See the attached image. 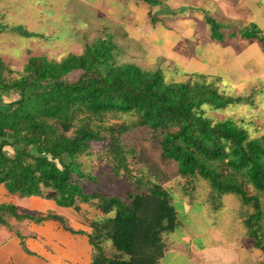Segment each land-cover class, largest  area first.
Returning a JSON list of instances; mask_svg holds the SVG:
<instances>
[{"label":"trees","instance_id":"16d2710c","mask_svg":"<svg viewBox=\"0 0 264 264\" xmlns=\"http://www.w3.org/2000/svg\"><path fill=\"white\" fill-rule=\"evenodd\" d=\"M144 1L151 6L160 3ZM206 21L212 38L225 42L214 18L206 16ZM8 28L27 37L35 34L0 21V31ZM230 37L255 39L264 50V33L255 24ZM118 55L119 48L106 36L88 43L81 54L60 61L30 56L17 77L0 58V184L10 194L52 198L79 213L81 205H87L93 212L85 219L91 228V264L160 262L166 251L164 236L180 224L172 195L164 186L173 178L183 180V191L191 201L198 182L207 181L206 203L214 210L223 206L227 193L252 206L244 224L256 247L264 251L260 199L264 197V133L251 138L245 127L231 119L214 122L205 109L246 99L221 93L206 75L167 82L161 68L118 63ZM75 71L81 75L70 80ZM109 113L138 117L133 124L102 126ZM140 127L147 130L150 147L122 143L123 135ZM94 142H107L102 152L111 174L124 173L132 179V188L124 194H108L100 176L80 160L93 155ZM155 150L159 159L152 157ZM130 154L149 170V176L130 167ZM248 185L256 194L247 192ZM5 213L35 223L58 220L66 227L59 215L20 214L11 203H0L1 225L8 224ZM105 241L111 242L113 254L104 249Z\"/></svg>","mask_w":264,"mask_h":264},{"label":"rangeland","instance_id":"374dc122","mask_svg":"<svg viewBox=\"0 0 264 264\" xmlns=\"http://www.w3.org/2000/svg\"><path fill=\"white\" fill-rule=\"evenodd\" d=\"M161 1L162 5L151 9L152 15L149 16L146 24L148 26L153 25L154 17L157 29L160 32L163 31L164 22L162 20L164 18L166 20L175 19V21L178 18L187 25H195L198 37H189L186 40L187 46H182V49L183 52L196 59L201 58V55H203L208 61L205 48L201 49V47H206L209 44L206 42L207 38L211 42L214 41L212 44H216L215 40L211 38L212 27L206 21V16L214 18L220 32L225 35L243 25L239 20L240 18H232L230 21L224 18L220 6L221 0ZM231 2L232 6L230 4L229 11L239 5L238 0H231ZM140 4L144 3L128 0H0V21L2 23L7 24L9 27L22 26L24 29L35 33L27 37L10 28L0 31V58L14 71L12 77H17L23 73L24 66L30 56H45L50 60L60 61L69 54H81L88 43L97 38H104L108 34L120 43L121 50L128 49L130 44L128 46L127 43H136L138 34L137 30H129L126 27L130 25L131 17L137 14ZM160 10H171L173 14L171 16H161V14H158ZM133 24L140 28V21L135 19ZM140 33L143 36L145 35L143 31ZM129 58L128 54L126 55L124 52L116 57L118 63L124 62V59L127 61ZM248 61L253 62L254 58L245 62L248 64ZM202 64L205 65L204 62ZM213 64H215V61ZM177 67L174 71L162 67L167 82H186V80H180L187 74L186 69L179 64ZM152 69H158V65L155 64L149 70ZM197 70L200 71L201 69ZM238 73H242L241 70H231L230 74L235 75V77H231L223 71H219L216 75L222 78V82L215 77H207V80L213 82L221 93L229 96L240 95L246 100L220 109H212L210 106H206V115L214 122L231 119L238 125L245 127L251 138H260L264 133V83H260L258 88V84L252 79L238 83L233 80L239 76ZM80 75V71H75L69 75V79L76 80ZM175 77H178L179 80H174ZM248 85H253L254 90L247 96L245 93ZM5 99L10 100L8 97H5ZM137 117L138 115L133 113H109L105 116L101 125L118 126L123 122L133 124ZM148 136L149 134L144 127L136 128L132 132L123 135L122 143L128 144L130 147L135 145L150 147V143L146 139ZM106 144L107 142L92 143L91 151L93 155L83 156L80 160L87 166L88 170L100 176V182H102L103 188L108 194H124L132 188V179H129L124 173L119 174V176L110 173L111 165L107 156L102 152ZM8 149L10 148L8 147ZM154 152L152 157H158L159 159V151L155 150ZM129 160L130 167L133 170L138 172L144 170L145 174L149 176V170H145L143 164L135 162L131 154ZM101 175L104 176L103 179ZM164 186L172 195V201L178 210V219L181 224L187 226L193 232L196 231L201 234L209 230L212 232L208 237L206 235L200 239L195 237L196 242L203 245H206V243L213 244L215 241L213 236L216 232L221 234L220 237L223 240H243L246 248L245 264H264V251L256 247L255 240L249 237L244 224V220L253 212L252 206L241 204L237 195L227 193L222 199L223 206L215 210L212 209L211 205L206 203L209 184L204 180L198 182L192 201L183 191L182 179H170ZM246 189L249 194H256L251 186L248 185ZM260 199L264 211V197L261 196ZM0 203L16 205L20 214L30 213L41 216L59 211L58 213H62L63 217L69 222L70 214L78 213L73 207L60 205L55 210L50 208L33 211L30 208V197H20L18 194H0ZM81 207L83 210L80 213L82 220L93 217V212L87 205L82 204ZM4 216L8 224H0V247L8 240L4 239L8 235L10 237L11 234L18 237L22 246H25L26 238L30 233L31 221L18 220L9 213H5ZM237 218H239V222L235 221ZM65 224L67 227L69 226L66 221ZM47 231L43 230V233H47ZM3 258H5L4 251L0 253V261Z\"/></svg>","mask_w":264,"mask_h":264},{"label":"crops","instance_id":"0c3cea01","mask_svg":"<svg viewBox=\"0 0 264 264\" xmlns=\"http://www.w3.org/2000/svg\"><path fill=\"white\" fill-rule=\"evenodd\" d=\"M128 1L144 3L139 5L137 14L131 17L130 25L126 27L129 30H137L138 39L136 43L128 42L127 45L129 46L130 44V47L121 50L120 43L108 34V36L113 38L112 40L117 45V48H119V55L124 52L130 57L127 61L124 59L122 63H132L147 70L157 64L158 68L162 69L164 67L172 71L177 69L179 64L187 72L180 80L186 81L196 74L206 75L209 78H219L216 75L219 71L235 77L230 72L236 69L241 70L242 73H238L239 76L234 78V81L239 83L252 79L258 84L257 88L260 83H264V50L262 44L255 39L230 37L233 32H239L251 24H255L264 33V0H238L239 5L237 8H232L230 11L228 8H231L230 4L232 6L231 0H221L220 6L223 10L224 18L229 21L232 18H240L239 20H241L243 25L239 26L238 31L233 30L227 35L224 34L225 42L223 43L212 38V34L211 38L215 40L216 44H212L214 41L211 42L207 38L206 42L209 44L206 47H201V49L205 48L208 61L201 54V58L196 59L183 52L182 46H187L186 40L192 36L198 37L195 25H187L178 18L176 21L175 19L166 20L164 18L162 20L164 22L163 31L160 32L157 29L154 17L153 25L148 26L146 21L152 15L151 9L162 5L161 0H159L160 3L153 6L144 0ZM158 14L171 16L173 11L160 10ZM157 15L155 16L156 18ZM135 19L140 21V28L133 24ZM142 31L145 34L144 36L140 33ZM134 56L136 58H131ZM251 58H254V61H248L247 64L245 61ZM214 61L215 64H213ZM197 69L201 70L198 71ZM227 78L229 79L230 77ZM219 79L221 81L222 78ZM174 80H179V78L175 77ZM252 90H254L253 85H248L245 94L247 96L250 95ZM5 193L9 192L3 184H0V194ZM30 206L33 211H41L50 208L55 210L59 205L52 198L30 196ZM54 212L53 214L61 216L69 226L65 227L60 221L53 219L42 223L31 221L29 226L30 233H28L26 238L25 246H22L20 239L12 236V234L4 239L8 240L0 247V253L4 251L5 256L0 261V264H91L93 247L88 237L91 228L86 225L85 220H82V215L79 212L70 214L69 222L63 217L62 213H58L59 211ZM235 221L239 222V218L235 219ZM43 230L48 231L43 233ZM77 231H82V233ZM211 233L210 230L206 233L203 232V234L196 231L193 232L180 223L173 232L164 236L166 251L158 264H245L246 248L243 240H223L218 232L214 233L215 241L213 244L206 243V245H203L194 240L195 237L200 239L204 235L208 237ZM104 249L109 254L114 253V248L110 241L104 242Z\"/></svg>","mask_w":264,"mask_h":264}]
</instances>
